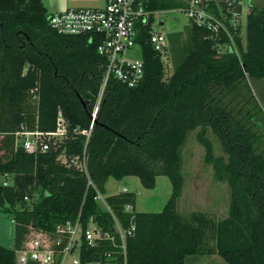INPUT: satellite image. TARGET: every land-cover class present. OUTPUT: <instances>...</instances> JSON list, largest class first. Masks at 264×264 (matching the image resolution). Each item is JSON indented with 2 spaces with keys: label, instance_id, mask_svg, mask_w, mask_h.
Instances as JSON below:
<instances>
[{
  "label": "trees",
  "instance_id": "16d2710c",
  "mask_svg": "<svg viewBox=\"0 0 264 264\" xmlns=\"http://www.w3.org/2000/svg\"><path fill=\"white\" fill-rule=\"evenodd\" d=\"M141 2L152 13L181 5V0ZM49 14L41 0H0V175L12 174L11 185L0 184V210L13 223L12 247L0 245V264H17L15 253L28 228L51 233L56 224L75 219L84 228L93 216L111 232L112 218L94 201L95 190L105 194L108 178L126 176L151 188L157 175L171 186L157 212L135 211V195L128 190L105 196L122 227L133 218L126 264H184L187 256L211 254L226 264H264V113L247 84V79L264 81V7L248 8L244 46L236 39L239 58L217 53L202 28L185 25L186 43L167 76L161 54L147 39L150 14L135 39L142 79L127 87L109 77L92 121L104 59L91 36L52 30ZM178 34L168 32L167 42ZM57 112L65 121L60 141L50 138L44 152L14 147L20 127L53 132ZM90 124L85 137L81 131ZM206 128L224 157L212 155ZM193 129L213 178L229 189L220 219L204 212L182 216L175 208L182 182L180 147ZM83 152L93 187L58 160L60 154L68 159ZM79 241L81 264H104L103 253L112 249L107 242L88 248L82 237Z\"/></svg>",
  "mask_w": 264,
  "mask_h": 264
},
{
  "label": "built area",
  "instance_id": "2783aa9c",
  "mask_svg": "<svg viewBox=\"0 0 264 264\" xmlns=\"http://www.w3.org/2000/svg\"><path fill=\"white\" fill-rule=\"evenodd\" d=\"M251 5V4H250ZM249 5V6H250ZM249 8V7H248ZM186 19L185 25H194L206 32V38L212 42L217 53H233L239 58L236 39L242 46L245 40L242 30L245 23L242 21V0H181V5L175 8ZM172 10V9H169ZM168 11V10H164ZM143 8L141 0H103V4L94 8H66L55 11L47 16L48 26L62 35H88L94 38L95 51L104 59V71L98 88L95 104L91 112V121L95 117L102 90L109 77H113L127 87H133L143 77V64L140 50L135 43L138 30L144 27L150 14L153 21L150 24L147 39L153 50L163 53L167 45V32L163 30L161 21L155 14ZM246 17V16H245ZM138 48V58H127L126 55L133 47ZM91 124L81 133L87 137ZM65 133V121L60 112H57L56 128L53 132L28 131L19 128L14 132L15 144L25 152L48 149V140L60 141ZM63 157L64 161H60ZM58 160L71 165L86 177V185L93 187L85 166L84 152L81 156H71L66 159L62 154ZM12 174L2 173L0 184L11 185ZM122 187L120 191H126ZM105 194L95 190L93 199L97 205L108 212L112 218V231L103 230L90 216L84 228H81L78 219L73 222L64 221L54 226L51 233L28 228L22 246L15 253L17 264H59L64 256L77 251L75 260L71 264H81L79 259V239L82 237L88 248H98L108 243L112 249L104 252V264H126V238L131 236L134 223L130 218L129 225L122 227L105 201ZM28 202L29 197L23 196ZM125 211L130 206L124 207ZM70 264V263H69ZM83 264H100L98 261H87Z\"/></svg>",
  "mask_w": 264,
  "mask_h": 264
},
{
  "label": "rangeland",
  "instance_id": "374dc122",
  "mask_svg": "<svg viewBox=\"0 0 264 264\" xmlns=\"http://www.w3.org/2000/svg\"><path fill=\"white\" fill-rule=\"evenodd\" d=\"M47 13L57 11L46 4V0H41ZM50 2V1H49ZM102 3L98 1V5ZM264 7V0H242V21L245 23V16L249 5ZM158 21H161L163 30L168 32H179L173 42H167V45L160 56L163 64L164 76L169 75L173 60L179 55L180 48L186 43V32L184 26L186 19L181 12L176 9L168 11H159L155 14ZM244 28L242 37L244 40ZM138 48L133 49L126 55L127 58H138ZM247 84L251 93L264 113V81L261 79H247ZM197 129L189 131L184 142L180 147V175L181 187L176 200V211L186 216L190 212H204L216 219L223 218L226 215L229 201V189L223 181L215 180L212 176V168L209 163L204 161V148L198 142L196 136ZM205 139L210 144L213 156L224 157L216 137L209 128L205 129ZM14 139V147L15 144ZM64 161L63 157H59ZM125 187L128 191L134 193V210L137 212H157L159 211L169 197L171 186L169 179L163 175H157L154 178V184L151 188H145L141 185L135 176H126L119 180L108 178L104 185L105 194H114L120 192ZM36 194L33 193L31 200H34ZM13 223L9 217L0 210V242L3 246L12 247ZM12 230V232H11ZM77 251L67 254L59 264H71L75 260ZM184 264H226L218 255H190L185 257Z\"/></svg>",
  "mask_w": 264,
  "mask_h": 264
},
{
  "label": "crops",
  "instance_id": "0c3cea01",
  "mask_svg": "<svg viewBox=\"0 0 264 264\" xmlns=\"http://www.w3.org/2000/svg\"><path fill=\"white\" fill-rule=\"evenodd\" d=\"M98 1L99 0H46V2H47L46 5L50 8H55V10L58 9L57 11H59V10H63L66 8H79V7H81V8H94V7H99L103 4V0H101L102 3L100 5H98ZM251 4H253V3H251ZM105 195H107V194H105ZM11 232H12V230H11ZM12 238H13V233H12ZM0 245L3 246L4 244H2L0 242ZM4 247H6V246H4Z\"/></svg>",
  "mask_w": 264,
  "mask_h": 264
},
{
  "label": "water",
  "instance_id": "95a60500",
  "mask_svg": "<svg viewBox=\"0 0 264 264\" xmlns=\"http://www.w3.org/2000/svg\"><path fill=\"white\" fill-rule=\"evenodd\" d=\"M133 221V219H131V222ZM113 264H115V263H113Z\"/></svg>",
  "mask_w": 264,
  "mask_h": 264
}]
</instances>
